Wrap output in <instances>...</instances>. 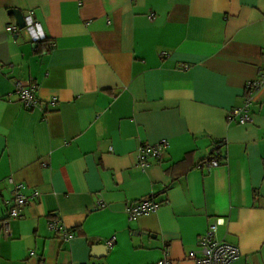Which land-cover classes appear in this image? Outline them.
I'll list each match as a JSON object with an SVG mask.
<instances>
[{
    "label": "crops",
    "instance_id": "obj_1",
    "mask_svg": "<svg viewBox=\"0 0 264 264\" xmlns=\"http://www.w3.org/2000/svg\"><path fill=\"white\" fill-rule=\"evenodd\" d=\"M11 9L32 11L44 40L8 33ZM263 74L264 0H0V264H195L217 219L232 264H264V86L253 123L226 119ZM162 141L140 171L138 148ZM20 185L30 199L5 234ZM145 198L159 209L129 221Z\"/></svg>",
    "mask_w": 264,
    "mask_h": 264
},
{
    "label": "built area",
    "instance_id": "obj_2",
    "mask_svg": "<svg viewBox=\"0 0 264 264\" xmlns=\"http://www.w3.org/2000/svg\"><path fill=\"white\" fill-rule=\"evenodd\" d=\"M33 12L29 11L25 17V30L29 34L33 43L44 40V35L39 27V25L34 22ZM8 33H14L18 31L16 25L7 26ZM264 86V74L260 75L255 80L249 81L245 85V100L241 107L234 108L229 111L226 115L228 123L236 122L240 125H246L253 123L252 115L250 114V105L252 101V96ZM14 92L16 94L17 100L21 103L25 110L31 111L33 109H40L41 105L36 96V87L30 84H24L21 82H15ZM55 101L52 100L51 104L54 105ZM167 147V143L162 141L155 145H141L137 151V168L140 171L149 165V159H159L162 151ZM219 165V161L216 159H208L201 162L198 168L211 169ZM9 183H12L11 179H8ZM22 186H15L13 189L12 199L5 202L8 207L7 218L2 222V229L5 234L10 232V221L19 218L20 211L29 202L28 197H26L22 192ZM32 196H35L32 195ZM160 207V204L155 203L150 198H145L140 200L138 203L131 207L126 208L125 214L129 221H134L137 218L155 213ZM223 224L222 219H217L210 223L203 235H201L198 240L197 250L191 251L188 256L195 261V264H232L238 260L240 253L237 247L229 244L223 240L216 239V231L218 226ZM49 228L59 235L64 241H69L73 238L72 234L68 231L66 227L58 220H53L49 222ZM115 244V238L112 237L107 240L106 245L111 247ZM96 264V263H91ZM155 264H172V262L167 257L160 258Z\"/></svg>",
    "mask_w": 264,
    "mask_h": 264
},
{
    "label": "water",
    "instance_id": "obj_3",
    "mask_svg": "<svg viewBox=\"0 0 264 264\" xmlns=\"http://www.w3.org/2000/svg\"><path fill=\"white\" fill-rule=\"evenodd\" d=\"M9 14L13 15L16 22V26L18 27L19 30H23L26 28L25 18L19 10L11 9L9 10ZM107 250L108 248L105 247L104 252H107Z\"/></svg>",
    "mask_w": 264,
    "mask_h": 264
}]
</instances>
